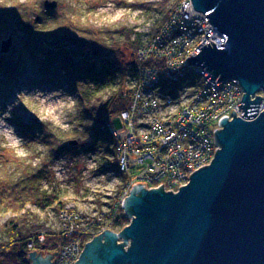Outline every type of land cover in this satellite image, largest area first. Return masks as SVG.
<instances>
[{
  "label": "water",
  "instance_id": "obj_1",
  "mask_svg": "<svg viewBox=\"0 0 264 264\" xmlns=\"http://www.w3.org/2000/svg\"><path fill=\"white\" fill-rule=\"evenodd\" d=\"M192 4L227 41L205 43L188 61L207 67L218 81L238 79L245 90L244 117H236L234 109L233 119L222 118L223 128L215 131L221 148L177 192L165 191L164 183L151 189L134 185L122 202L130 224L119 233L104 230L95 236L75 264H264V110L257 114L260 95L251 99L264 89V0ZM45 5L56 8L58 2ZM12 44L10 35L0 53L8 54ZM56 253L42 257L34 250L29 258L33 264H53Z\"/></svg>",
  "mask_w": 264,
  "mask_h": 264
},
{
  "label": "trees",
  "instance_id": "obj_2",
  "mask_svg": "<svg viewBox=\"0 0 264 264\" xmlns=\"http://www.w3.org/2000/svg\"><path fill=\"white\" fill-rule=\"evenodd\" d=\"M39 4L33 5L31 0L26 3L21 0L0 2V46L3 40L13 36L10 52L0 53V104L11 88L22 84V76L30 68L31 82L53 79L65 82L66 86L79 92L80 99L86 103L78 119V126L82 128L76 127L74 133L60 132L58 128L42 123L38 135L31 134L29 125L21 128L29 143L48 146L43 155H36L39 164L19 157L12 148L0 147V213L11 214L8 221L0 225V231H5L9 237L7 242H0V264H30L26 260L28 243L39 232L44 231L47 238L35 248L54 253L64 242L61 232L48 231L44 225L30 223L33 214L26 207L31 203L44 208L53 206L56 210L65 206L55 190L48 192L42 187L48 164L58 154L71 150L77 153L81 149L93 151L98 146L112 143L107 124L129 107L132 91L124 86L123 79L129 69L133 72L137 69L134 56L144 45L140 35L133 38L124 28H104L98 33L88 22L73 18L77 15L76 8H68L69 12L46 19L39 15L37 21L36 18L32 21L29 13L32 9L38 11ZM158 5L163 9L166 4L158 2ZM172 10L162 12L163 17L153 34L166 23ZM15 13L16 17H13ZM146 64L156 63L151 58ZM88 82L92 85L87 87ZM70 136L78 140V145L69 144ZM127 220L126 216L121 219L122 222Z\"/></svg>",
  "mask_w": 264,
  "mask_h": 264
},
{
  "label": "built area",
  "instance_id": "obj_3",
  "mask_svg": "<svg viewBox=\"0 0 264 264\" xmlns=\"http://www.w3.org/2000/svg\"><path fill=\"white\" fill-rule=\"evenodd\" d=\"M209 19L194 8L192 0H182L166 23L134 56L137 69L129 107L109 123L118 171L126 175L131 170L138 171L130 183H145L146 189L158 188L164 183L165 191L186 184L194 171L214 159L220 148L215 131L222 129V118L231 120L234 109L236 116L243 117L245 108L240 105L244 91L238 82L218 81L207 68L188 61L205 43L210 42L211 46V41L217 46L226 43L227 37ZM151 58L156 64L148 66L146 63ZM190 75L195 76L174 93L171 85ZM189 88L192 91L187 93ZM256 95L263 98L259 103L260 113L264 110V91ZM108 213L110 210L99 214L107 216ZM115 213L117 215V208ZM99 214L91 216L69 207L59 211L64 244L54 264H73L77 260L81 243L89 241L83 237L101 232L98 228L103 227L105 216ZM109 217L114 223L118 222L113 214ZM43 239L45 235L41 233L32 242Z\"/></svg>",
  "mask_w": 264,
  "mask_h": 264
},
{
  "label": "rangeland",
  "instance_id": "obj_4",
  "mask_svg": "<svg viewBox=\"0 0 264 264\" xmlns=\"http://www.w3.org/2000/svg\"><path fill=\"white\" fill-rule=\"evenodd\" d=\"M21 1L26 3V0ZM45 1L31 0L33 5L36 2H40L39 6L41 7L38 11L33 9L30 11V16H28L32 21H35V18L36 21L38 20L37 14L46 19V17L67 13L72 8H76L77 12L75 13L77 15L73 16V18L79 17L80 20H77L88 22V25L97 28L98 33L104 28H124L127 33L133 35V38L140 35V39L144 45L155 35L153 32L157 28L159 20L163 17L162 12L172 8L174 10L182 2V0H50L57 1L58 5L56 8H48L45 5ZM158 2L166 4L164 5V10L159 7ZM16 14H12V16L16 17ZM30 73H32L31 68L23 74L22 84L11 88L6 97L1 100L0 147L12 148L19 157L27 159V161L32 160L33 164H39L40 159L36 155H43L48 150V146L44 143H29L21 128L24 125H29L28 130H31V134L38 135L39 125L42 123L50 127L53 126V128L56 127L60 132L71 131L74 133L76 127L78 129L82 128V126H78V119L82 115L83 106L86 102L80 99L79 92L66 86L65 82H56L53 79L48 82L34 83L30 81V78H32ZM194 76L190 75L187 80ZM123 82L124 86L131 89L134 82L133 69L127 71ZM86 85L88 87L92 84L88 82ZM182 85L183 83L180 82L171 85V88L174 93H177L182 88ZM191 91L192 89L189 88L187 93ZM88 121L89 118L86 119V122ZM109 123L107 124L108 129H110ZM73 139L76 138H69V143ZM111 149H114L113 139L112 143L108 146H98L93 151H85L84 149H81L77 153L74 150L63 151L58 154L54 161L49 162V169L46 172L47 176L42 181L43 189L48 192L55 190L61 200L64 201V207L82 210L91 216H95L96 212L99 214L110 210V214L108 213L107 216L99 214L101 217L105 216L103 227L98 228L101 232L96 235L83 237L85 241H92L95 236L100 235L104 230H112L119 233L123 228L119 230L117 226L126 227L131 222V218L127 217L125 207L121 206V202L126 195H130L133 186L136 185L133 181L130 183L129 180L137 175L138 171L131 170L128 175L119 172L116 165L115 153ZM116 208L118 213L114 215ZM26 209L33 214L30 223L36 222L44 225L48 231L62 232L59 218V211L62 208L56 210L53 206L44 208L31 203ZM112 214L121 223H114V219L109 217ZM10 216L9 212L2 211L0 213V225L7 222ZM123 216H126L129 220L122 222ZM46 238L47 234L45 233V239L38 243L36 242V245L44 243ZM8 240V234L5 231H0V242H7ZM121 242L124 243V239L119 237L118 243ZM86 243H81V253ZM63 244L64 242L60 246ZM128 246L129 244L125 245V248H128ZM28 247L26 260L30 264L34 263V259L29 258L32 256V251L35 250L37 254L41 253L42 257H46L49 253L44 249L35 248V245H29ZM60 249L59 247L56 252L58 253ZM57 253L51 257L53 264L55 263V258H57ZM81 253L77 257V260Z\"/></svg>",
  "mask_w": 264,
  "mask_h": 264
},
{
  "label": "bare ground",
  "instance_id": "obj_5",
  "mask_svg": "<svg viewBox=\"0 0 264 264\" xmlns=\"http://www.w3.org/2000/svg\"><path fill=\"white\" fill-rule=\"evenodd\" d=\"M221 32V31H220ZM222 33V32H221ZM223 34V33H222ZM224 35V34H223ZM224 36H226V35H224ZM225 44V43H224ZM204 68H207V67H204ZM210 72V71H209ZM211 73V72H210ZM217 79H219V78H217ZM226 80H235V81H237L238 82V84L240 85V88H241V90L243 89V91H244V93H245V90H244V88H243V86L241 85V83H240V81L238 80V79H236V78H229V79H226ZM260 91H264V89H261V90H259L258 92H260ZM257 92V93H258ZM261 113V112H260ZM259 114V113H258ZM223 126V125H222ZM223 128V127H222ZM219 147L221 148V145H219ZM189 181H190V179H189ZM184 185H187V183L186 184H184ZM180 186H183V184L181 185H176L175 187H174V189L172 190L173 192H177L179 189H180ZM171 191V190H170ZM131 218V217H130ZM132 219V218H131ZM44 232V231H43ZM39 234H41V232H39V233H37L36 235H34V236H36V237H38V235ZM44 235H45V233H43ZM33 236V237H34ZM31 238L30 239V241H29V243H28V245H30V246H34V245H36V242H32L33 241V239L35 238ZM38 243V242H37Z\"/></svg>",
  "mask_w": 264,
  "mask_h": 264
},
{
  "label": "clouds",
  "instance_id": "obj_6",
  "mask_svg": "<svg viewBox=\"0 0 264 264\" xmlns=\"http://www.w3.org/2000/svg\"><path fill=\"white\" fill-rule=\"evenodd\" d=\"M0 2H2V0H0Z\"/></svg>",
  "mask_w": 264,
  "mask_h": 264
},
{
  "label": "flooded vegetation",
  "instance_id": "obj_7",
  "mask_svg": "<svg viewBox=\"0 0 264 264\" xmlns=\"http://www.w3.org/2000/svg\"><path fill=\"white\" fill-rule=\"evenodd\" d=\"M30 263V262H29Z\"/></svg>",
  "mask_w": 264,
  "mask_h": 264
}]
</instances>
